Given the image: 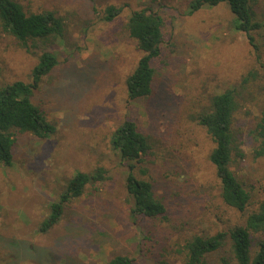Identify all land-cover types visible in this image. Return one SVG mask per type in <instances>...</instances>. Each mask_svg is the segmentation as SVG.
<instances>
[{"label": "rangeland", "instance_id": "rangeland-1", "mask_svg": "<svg viewBox=\"0 0 264 264\" xmlns=\"http://www.w3.org/2000/svg\"><path fill=\"white\" fill-rule=\"evenodd\" d=\"M15 1L26 12L54 11L63 32L24 47L0 28V86L29 83L42 52L57 61L31 98L54 133L46 139L18 134L11 166H0V264H106L115 255L155 264L161 254L169 264H182L176 251L185 239L240 223L242 214L219 198L208 161L213 145L196 118L212 94L238 85L249 73L254 75L232 122L242 157L234 156L230 169L251 203L264 200V156H256L253 133L264 98V27L250 33L254 48L245 33L233 29L227 4L189 15L190 0ZM109 5L121 12L105 21ZM144 7L162 17L163 39L152 63L151 95L131 100L124 81L141 54L124 25L132 11ZM255 11L264 24V0H257ZM126 119L150 137L151 153L135 171L163 200L165 220L129 214L127 167L109 143ZM97 168L105 171V180L87 185L65 205L58 223L40 232L66 181L77 171Z\"/></svg>", "mask_w": 264, "mask_h": 264}, {"label": "trees", "instance_id": "trees-1", "mask_svg": "<svg viewBox=\"0 0 264 264\" xmlns=\"http://www.w3.org/2000/svg\"><path fill=\"white\" fill-rule=\"evenodd\" d=\"M188 14L204 7L227 4L233 15L232 26L245 33L254 48L251 32L264 27L258 19L257 0H190ZM121 12L120 7L109 5L104 10L103 20L112 21ZM0 28L19 44L27 47L29 42L47 41L61 36L62 19L54 11L26 12L15 0H0ZM128 36L140 51L136 65L124 81L127 97L131 100L151 95L155 70L153 61L160 56L163 39V20L159 13L144 7L130 13L124 25ZM57 61L53 53L42 52L31 70V81H14L0 86V166H11L13 148L18 134H31L46 139L54 133L44 112L31 98L41 79L50 73ZM250 75H254L249 73ZM247 75L238 85L212 94L208 103L197 114V123L204 128L212 142L208 161L213 166L219 186V198L230 209L242 214V221L225 230L214 233L194 234L185 239L176 254L182 264H264V200L251 203L250 192L235 177L230 169L234 156L242 157L232 130L234 114L249 85ZM260 89L264 96V83ZM257 143L256 156H264V98L253 128ZM110 150L126 165L125 189L131 199L129 214L132 218L163 219L167 207L159 199L153 184L136 174L135 164L142 163L151 153L150 137L144 135L132 120L122 121L111 133ZM105 171L97 168L91 172H75L66 181L57 199L49 204V213L42 220L39 230L48 232L60 220L64 207L82 196L87 185L105 180ZM141 175L145 170H140ZM252 207V208H250ZM216 260L210 262L209 257ZM106 264H133L125 255H115ZM155 264H169L166 255Z\"/></svg>", "mask_w": 264, "mask_h": 264}]
</instances>
